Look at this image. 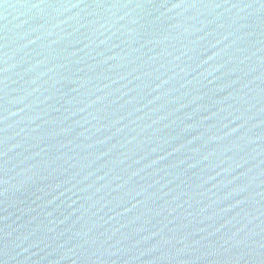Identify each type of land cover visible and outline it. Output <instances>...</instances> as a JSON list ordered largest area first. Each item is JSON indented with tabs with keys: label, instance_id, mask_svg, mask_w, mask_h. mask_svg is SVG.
<instances>
[{
	"label": "water",
	"instance_id": "obj_1",
	"mask_svg": "<svg viewBox=\"0 0 264 264\" xmlns=\"http://www.w3.org/2000/svg\"><path fill=\"white\" fill-rule=\"evenodd\" d=\"M0 264H264V0H0Z\"/></svg>",
	"mask_w": 264,
	"mask_h": 264
}]
</instances>
